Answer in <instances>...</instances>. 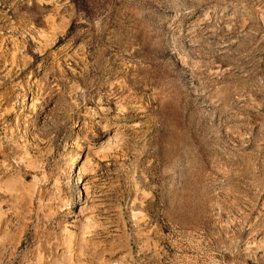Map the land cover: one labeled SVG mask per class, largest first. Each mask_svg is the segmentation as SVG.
Masks as SVG:
<instances>
[{
	"label": "rangeland",
	"instance_id": "obj_1",
	"mask_svg": "<svg viewBox=\"0 0 264 264\" xmlns=\"http://www.w3.org/2000/svg\"><path fill=\"white\" fill-rule=\"evenodd\" d=\"M54 261L264 264V0H0V264Z\"/></svg>",
	"mask_w": 264,
	"mask_h": 264
},
{
	"label": "bare ground",
	"instance_id": "obj_2",
	"mask_svg": "<svg viewBox=\"0 0 264 264\" xmlns=\"http://www.w3.org/2000/svg\"><path fill=\"white\" fill-rule=\"evenodd\" d=\"M34 107H35V106H34ZM45 117H46V116H45ZM33 140H35V139L33 138ZM31 144H32V143H31ZM36 146H38V145H36ZM36 146H35V147H36ZM39 146H40V145H39ZM101 146H102V145H101ZM23 148H24L25 156H24V158H23V156H22L23 159L21 158V159H22L21 161L23 162V160L25 159L24 162H26V163L28 164V165L26 164L27 166H29L28 168H30V166H31V168L34 167V164H35V161H34V160H35V159H34V157L30 156V154L28 153V148H27V146H26V143H25V146H24ZM31 148H33V146H32ZM37 148H38V147H37ZM32 151H33V150H32ZM102 152H103V151H102ZM70 153H71V152H70ZM132 154H133V153H132ZM72 155H73V154H72ZM70 157H71V156H70ZM99 158H100L101 160H103V161H107L105 165H107V166L112 165L111 160H112L113 157H112L110 154L104 152V153L101 154V156H100ZM124 159H128V158H127L126 156H124ZM67 160H68V159H67ZM67 160H66V161H67ZM72 160L75 161V160H76V157L73 158ZM19 161H20V160H19ZM65 163H66V162H65ZM65 163H64V165H65ZM23 164H24V163H23ZM67 165H68V161H67V163H66L65 166H66V168H68V170H69L70 168L67 167ZM69 166H70V165H69ZM33 169H34V168H32V170H33ZM64 169H65V168H64ZM66 170H67V169H66ZM68 170H67V171H68ZM67 171H66V172H67ZM79 171H80V169H79ZM70 172H71V171H70ZM67 173H68V172H67ZM78 173H79V172H78ZM81 173H83L82 170L80 171V174H81ZM69 178H70V177H69ZM69 178H68V179H69ZM80 179H81V178H79V180H80ZM70 180H71V179H70ZM83 181H84V180H83ZM82 186H83V187L85 186V183H84V182H82ZM77 191H78V190H77ZM78 194H79L80 198H82V200L84 201V203H83L82 209H81V211H80L81 218L78 217L74 222H78V223H80L79 226H83L84 228H86V227L89 228V227H92V226H93V227H96V226H95L96 224H95V222L92 220V218L90 217V214H89V215L86 214V212H91V211L88 210V207H89L90 205H89L88 201L86 200L85 195H84V194H80V193H78ZM135 216H136V215H135ZM136 217H137V216H136ZM83 221H85V224H83ZM89 224H90L91 226H90ZM98 225H99V224H97V226H98ZM80 229H81V228H79V230H80ZM82 229H83V228H82ZM82 229H81V231H82ZM83 231H84V229H83ZM72 232H73V231H72ZM70 233H71V232H70ZM79 233H80V232H79ZM81 233H82V232H81ZM71 235H73V234H70V236H71ZM75 236H76V235H75ZM72 237H73V236H71V238H72ZM72 239H73V238H72ZM72 239H71V240H72ZM66 242H67V241H66ZM68 242H69V241H68ZM68 242H67V243H68ZM67 243H66V245H68ZM57 244H58V243H57ZM69 244H71V243H69ZM66 245L64 244V246H66ZM54 246H56L55 243H54ZM58 246H59V245H58ZM64 246H63V247H64ZM68 246H69V245H68ZM59 247H60V246H59ZM73 247H74V244H73L72 248H73ZM61 248H62V245H61ZM61 248H60V249H61ZM64 248H65V247H64ZM70 248H71V247H70ZM57 249H59V248H57ZM62 249H63V248H62ZM64 250H65V249H64ZM66 250H67V249H66ZM74 250H76V247H75ZM74 250H72V249L70 250V249H69V253H70V251L73 252ZM74 252H75V251H74ZM74 252H73V253H74ZM73 253H70V254H71V261H72V256H74ZM80 253H81V252H80ZM74 254H77V253L75 252ZM78 255H80V254H78ZM40 256H41V255H40ZM42 256H44V255H42ZM75 257H76V256H75ZM75 257H74V259H75ZM42 258H44V257H42ZM56 258H57V256H56ZM63 258H64V257H63ZM76 258H77V257H76ZM80 258H81V257H80ZM83 258H84V257H83ZM57 259H58V258H57ZM59 259H60V258H59ZM64 259H67V258H64ZM64 259H63V260H64ZM81 259H82V258H81ZM84 259H85V258H84ZM84 259H83V260H84ZM78 260H79V259H78ZM42 261H43V260H42ZM69 261H70V260H69ZM69 261H67V262H69ZM79 261H81V260H79ZM54 262H55V261H54ZM76 262H77V259H76ZM76 262H74V263H76ZM55 263L57 264V262H55ZM70 263H71V262H70ZM82 263H84V262H83V261L80 262V264H82ZM91 263H92V262H91ZM71 264H72V263H71ZM77 264H79V263H77ZM84 264H87V263H84Z\"/></svg>",
	"mask_w": 264,
	"mask_h": 264
}]
</instances>
